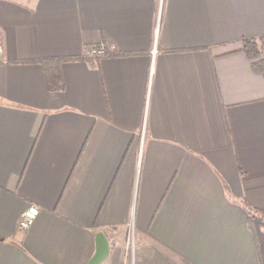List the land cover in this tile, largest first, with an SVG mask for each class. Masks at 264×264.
Segmentation results:
<instances>
[{"label": "crops", "instance_id": "1", "mask_svg": "<svg viewBox=\"0 0 264 264\" xmlns=\"http://www.w3.org/2000/svg\"><path fill=\"white\" fill-rule=\"evenodd\" d=\"M261 35L264 0H0V264H264Z\"/></svg>", "mask_w": 264, "mask_h": 264}, {"label": "trees", "instance_id": "2", "mask_svg": "<svg viewBox=\"0 0 264 264\" xmlns=\"http://www.w3.org/2000/svg\"><path fill=\"white\" fill-rule=\"evenodd\" d=\"M242 50L248 54L249 57H258V55L264 52V35L258 37H245L242 40ZM111 53V52H110ZM109 54V51L106 50V53L103 55ZM66 60L65 57H43L39 58L37 61L43 67V72L47 86L52 91L62 90L64 88V77L62 74V62ZM253 65L256 69L261 70L264 65L263 59L254 61ZM250 213V219L254 217L264 218V209L255 208L247 205Z\"/></svg>", "mask_w": 264, "mask_h": 264}, {"label": "built area", "instance_id": "3", "mask_svg": "<svg viewBox=\"0 0 264 264\" xmlns=\"http://www.w3.org/2000/svg\"><path fill=\"white\" fill-rule=\"evenodd\" d=\"M2 50V47L0 46V51ZM89 55H103L106 53V48L105 46L102 44L101 46L99 45V47H90L88 49ZM39 211V206L36 204H30L23 212H21L19 221H18V225L19 228L21 229H25L28 227V225H30L34 218L37 216Z\"/></svg>", "mask_w": 264, "mask_h": 264}, {"label": "water", "instance_id": "4", "mask_svg": "<svg viewBox=\"0 0 264 264\" xmlns=\"http://www.w3.org/2000/svg\"><path fill=\"white\" fill-rule=\"evenodd\" d=\"M108 247L109 242L106 235H104V232L99 231L96 235V250L90 260H88V264H99L107 255Z\"/></svg>", "mask_w": 264, "mask_h": 264}, {"label": "rangeland", "instance_id": "5", "mask_svg": "<svg viewBox=\"0 0 264 264\" xmlns=\"http://www.w3.org/2000/svg\"><path fill=\"white\" fill-rule=\"evenodd\" d=\"M25 1V0H24ZM26 1H29V0H26ZM103 44V43H102ZM104 45V44H103ZM99 47V45H96V46H94V47ZM101 46V45H100ZM105 46V45H104ZM106 48V47H105ZM88 55H89V53H87Z\"/></svg>", "mask_w": 264, "mask_h": 264}]
</instances>
